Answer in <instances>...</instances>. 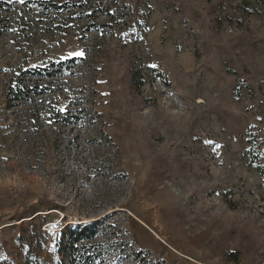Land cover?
Listing matches in <instances>:
<instances>
[{"label":"rangeland","instance_id":"rangeland-1","mask_svg":"<svg viewBox=\"0 0 264 264\" xmlns=\"http://www.w3.org/2000/svg\"><path fill=\"white\" fill-rule=\"evenodd\" d=\"M257 166L264 0H0V264L31 205L41 264L88 222L105 264H264Z\"/></svg>","mask_w":264,"mask_h":264},{"label":"trees","instance_id":"trees-1","mask_svg":"<svg viewBox=\"0 0 264 264\" xmlns=\"http://www.w3.org/2000/svg\"><path fill=\"white\" fill-rule=\"evenodd\" d=\"M43 71L44 69L33 70L31 71V76L41 77L43 76ZM53 74L49 72L45 76L52 78ZM35 89L31 88L33 91ZM29 91V87L15 83L8 91L9 99L17 100L20 95L28 94ZM244 156H253V149L247 150ZM256 160V158L252 159L251 162L254 163ZM256 169L264 176V171L260 166H257ZM36 213H38L37 205H31L16 214L19 219L30 218V229L22 244L24 245V264H41V255L46 249L44 240L39 237L42 231H40L39 227L38 231H36L34 225ZM99 223L88 222L76 226L63 227L61 233L57 235L58 237L54 238L50 248L56 257V264H105L106 247L94 243L99 232Z\"/></svg>","mask_w":264,"mask_h":264},{"label":"snow or ice","instance_id":"snow-or-ice-1","mask_svg":"<svg viewBox=\"0 0 264 264\" xmlns=\"http://www.w3.org/2000/svg\"><path fill=\"white\" fill-rule=\"evenodd\" d=\"M20 2H24V0H20ZM84 56V53L81 52V51H78V52H70L68 53V57L67 58H83ZM59 111L63 112L65 111V109L61 108L59 109Z\"/></svg>","mask_w":264,"mask_h":264}]
</instances>
